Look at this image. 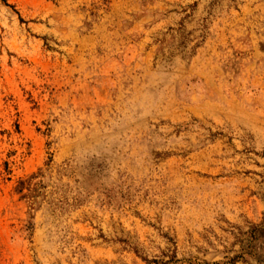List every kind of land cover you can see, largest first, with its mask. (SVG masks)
<instances>
[{
  "label": "rangeland",
  "instance_id": "374dc122",
  "mask_svg": "<svg viewBox=\"0 0 264 264\" xmlns=\"http://www.w3.org/2000/svg\"><path fill=\"white\" fill-rule=\"evenodd\" d=\"M192 15L264 34V0H0V264H264V83L219 59L203 116Z\"/></svg>",
  "mask_w": 264,
  "mask_h": 264
},
{
  "label": "crops",
  "instance_id": "0c3cea01",
  "mask_svg": "<svg viewBox=\"0 0 264 264\" xmlns=\"http://www.w3.org/2000/svg\"><path fill=\"white\" fill-rule=\"evenodd\" d=\"M247 8L248 6L246 5L245 9ZM195 16L196 15H192L190 20L186 22L187 24L182 25V28H185L184 26H188L187 32H189L188 34L190 35L188 37H192L193 40L187 38V40L181 44L186 46L187 50L190 48L191 51L194 52L190 61L188 63H184L183 66L187 69L188 73L192 74V78L196 77L200 81L202 89L199 91V95H197V100L202 103H200L198 109L203 116L211 117L213 115H217V113L212 112L213 107H218L222 110V107L224 106L222 105L223 101L227 102V100L232 99L233 96L240 95V92H238L240 91V88L233 86V84L239 85L238 80L232 81L231 77H233V75L230 73L231 71H225L221 66H219V62L221 60L224 62H232V65H230L229 68L230 70L234 69V67L235 69L238 68V71H234L238 72V76L240 71L243 72V70H251V74L253 75H251L252 79L250 84L260 87V83H264V79H261L262 77L264 78V66H261V64L264 65V48H261V42H264V34L258 29L255 30L253 27L250 29L247 28L246 31L241 34L242 37H247V39H239L240 41L237 42L239 43V46L230 44L231 48L228 50L229 52H225V50L221 51L225 48V45H228L229 43L228 34H224L222 32H219V34L213 39V37H209V32L207 31L202 35V41L195 45L197 40L196 32H200V29L193 28L196 24L194 21ZM179 17L180 16L173 14L172 20H177ZM179 29H172V45L175 44L176 46H180L179 37L183 31H179ZM165 36L167 35L165 34ZM158 43L161 44V47L169 44L163 39L157 41V44ZM138 47L139 46L137 44L133 45V48ZM231 52H233V56ZM261 68L262 71H260Z\"/></svg>",
  "mask_w": 264,
  "mask_h": 264
}]
</instances>
